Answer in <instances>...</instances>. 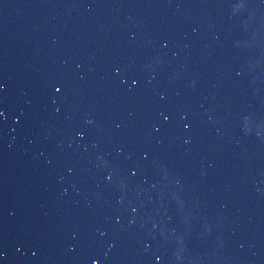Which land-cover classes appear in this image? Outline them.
Here are the masks:
<instances>
[{
  "label": "water",
  "instance_id": "water-1",
  "mask_svg": "<svg viewBox=\"0 0 264 264\" xmlns=\"http://www.w3.org/2000/svg\"><path fill=\"white\" fill-rule=\"evenodd\" d=\"M0 264H264V0H0Z\"/></svg>",
  "mask_w": 264,
  "mask_h": 264
}]
</instances>
